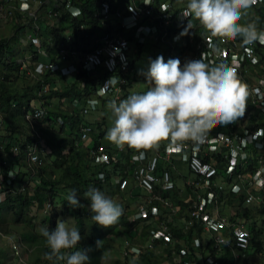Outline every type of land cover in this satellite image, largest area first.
<instances>
[{"label": "trees", "instance_id": "trees-1", "mask_svg": "<svg viewBox=\"0 0 264 264\" xmlns=\"http://www.w3.org/2000/svg\"><path fill=\"white\" fill-rule=\"evenodd\" d=\"M123 1L127 2L130 0ZM73 7L78 9L79 14L77 16H71L69 10L64 9L60 14L59 22L61 25H59V27L53 29L46 28L43 32H38L41 37V49L43 53H32L29 46L28 49L27 47L25 48V54L32 55L30 61H34L39 56L44 57L45 60L50 62H55L57 60L56 56H58L56 54L59 53L61 49H66L71 52L74 51L77 55H84L88 52L89 47L93 44L88 32V27L90 30H92L91 27H96V20L93 17V12L95 10L94 4L91 0H73L71 8ZM184 7H186V4H179L178 9L181 10ZM255 7H257L255 16L249 18L244 12L243 19L246 23H255L257 29L261 30L264 29V2ZM192 18L194 19L193 26L188 30L191 33L197 27L199 28L197 19L195 17H191V19ZM7 23H12L14 35L9 38L0 37V112L2 113V116H0V134L5 136L2 137L3 139H10V144H5L4 150L0 152V162H2L0 166L1 183H3V185L7 184L8 170L17 167L18 171H16L14 179L11 180V184L8 185V190L11 192L1 197L0 232L8 233L5 219L6 215H14L17 223L24 222V216L32 206H36L44 212L49 211V214L45 217L52 216V219H54L58 212L56 211V204L61 201L65 210L70 215H73L77 222L81 238L76 248L87 250L89 257L87 264H104L103 256L106 245L102 241V237L104 236L103 229L109 228L113 231L116 228V224L108 227H101L93 223L90 219L89 201L84 194L88 188L92 186L101 190L110 198L115 197L117 194L120 195L118 186H116L114 182L119 184L118 181L123 178H127L128 181L132 183L133 180L131 178L132 175L126 173V169L123 166L124 163L116 159V153H121L124 158L130 160L133 154L144 149L134 151L126 147L124 150L119 151L116 147H110L107 143H101L103 141V134L105 133L101 125L98 123L88 124L81 110L73 105V100L77 99L83 101L86 95H92L97 88V85H95L92 80L87 79L85 74L80 73L72 77L63 76L59 71H47L46 73L37 74L34 69L29 66L31 70L29 74L33 77L27 79L29 74H27L26 71L20 70V64L16 62L14 54V46L16 43H19V35L22 30L25 31L24 29L27 27L19 23L18 15H15L11 22L8 21ZM65 31L71 33V41L67 39L64 33ZM196 31L198 33L201 32L200 29H196ZM123 36L131 39V34L128 31L123 32ZM196 37L197 40L201 39L199 36ZM50 40H53V47L50 45ZM238 40H241L239 36ZM132 45L134 47L133 49L137 50V55L132 53V64L129 67L130 82L133 81L136 76H139L135 70L134 62L144 53L148 54V56L151 55L152 59H155L157 56H162L164 60L167 61L169 52L172 50L181 63L185 58L186 60H192L190 58V51L186 48L178 47L177 45L158 44L153 41V39L147 42L132 43ZM146 45L149 46V50L143 52ZM151 47L155 49V55L152 54L151 51L154 49L151 50ZM255 54L258 58V62L256 64H252L248 61L242 63L237 67V77L240 74L245 75L246 69H253L250 74L255 76L258 74V78L264 76V47L255 48ZM34 56L35 59H33ZM103 76V71L100 70L97 72V77ZM90 84L92 86H90ZM130 84L128 85L129 87ZM254 105L255 103L253 104L251 102L246 106L242 116L226 125H213L210 131L230 134L241 130L243 127H260L264 133V121L260 117L257 118V121H254V117H257L256 105ZM36 107L46 109L47 115L41 121H32L28 123L25 119L26 113ZM246 118L248 119L246 120ZM58 119L62 120V124L58 122ZM240 120L242 121L241 123ZM259 122L263 124L260 125ZM239 123L241 125L245 123V125L241 127ZM86 125L91 126L92 129L88 134L89 143L84 145V142L87 141L81 140V128ZM37 135H39V138L42 140L41 144L38 146L40 152L37 151L41 159L40 165L28 163L26 157V146L28 144L33 145L37 142L39 139ZM163 143H165V140H162V145ZM12 145H18L19 150L17 154L10 152ZM100 147L102 148L101 151L107 153L110 158V164L108 166L94 163L91 151L96 152ZM156 148L155 145L145 150L147 158L151 156L150 154H152ZM161 148L162 147H159L158 151H161ZM5 154L9 156L4 157ZM98 155L99 152L95 154V156ZM7 157L8 159L6 160ZM203 159L204 162L209 163L210 161L208 157ZM3 161H7L9 165L7 167L2 166ZM224 162L222 157H218V175L223 181L226 180V177L223 175ZM162 169L163 166L158 167L159 171ZM58 172L59 176L54 175ZM233 182L236 183L235 180ZM1 187L3 188V186ZM131 188L132 187L129 186L128 190ZM69 189L76 190L79 207L73 208L66 203V195ZM4 190L6 192L8 191L6 187ZM156 190L157 191H153L154 195L160 193L158 192V187H156ZM125 197V194L121 193L119 198H124L125 200ZM242 201L243 197L241 196L239 197L237 206H240ZM229 202L230 200L227 201V203ZM130 203L137 206L140 201L135 203L131 200ZM130 203L125 204L127 208ZM176 203L180 204L178 201H176ZM227 205L232 204L229 203ZM132 209H129L130 214ZM259 210L260 212H264V207H261ZM133 223L134 222L130 219H126L124 213H122L120 224L127 228L126 232H129ZM51 225L53 226V222ZM152 229V231L155 230V228ZM124 230L125 229H123V231ZM252 230L253 229H251V233L254 238L260 229ZM123 231L121 230V232ZM197 232L200 231L198 230ZM174 234L177 237H184L183 233L179 230H175ZM199 236L200 239L204 237L200 234ZM24 239L30 246L35 245L36 249L43 256L44 252L48 250L43 236L30 232ZM98 241L99 244H97ZM259 245L260 244H255V246L258 247L251 252L253 260H255L258 255L264 253V247H260ZM249 249L250 247L248 251ZM199 250L201 251L202 249L200 248ZM225 250L227 251L226 248ZM153 254L154 251H150L148 255H143L145 261L150 264H156L155 260L152 261L149 259L150 257L156 256ZM167 256H169V254ZM158 257L160 256H156L155 259H158ZM171 259L173 258H168V260ZM218 259L222 261V259ZM166 260L167 259H164L163 261ZM194 262L195 264H203V261L199 262L197 259H195ZM224 262L228 264V261Z\"/></svg>", "mask_w": 264, "mask_h": 264}, {"label": "built area", "instance_id": "built-area-1", "mask_svg": "<svg viewBox=\"0 0 264 264\" xmlns=\"http://www.w3.org/2000/svg\"><path fill=\"white\" fill-rule=\"evenodd\" d=\"M72 0H0V19L4 22H11L15 15L19 16V20L33 27L28 37V45L32 53H43L41 49V37L38 32H43L41 27L45 24L51 25V29L59 27L60 14L64 9L69 10L71 16H77L79 14L76 7L71 8ZM94 4L95 10L93 17L96 20V27H88V32L92 39V45L84 55H77L76 52H71L66 49H61L57 53V60L50 62L43 58H40L32 63L29 59H24L18 62L23 71L27 74L31 72L28 66H33L34 71L37 74L46 73L47 71L55 72L59 71L63 76H69L71 74L78 75L83 73L87 79L97 85L95 92L92 95H86L81 100H73L74 107L81 110L82 115L85 117L88 114L97 111L98 105L103 98L111 97L113 101L118 102L124 94L125 88L129 84V67L131 66L132 49L134 48L132 43L147 42L148 37H151L153 41L158 44H170L177 45L181 48H186L190 51V58L196 59L201 57L209 62H224L228 66H231L237 70L242 63L248 61L256 64L258 58L255 54V42L249 45L242 43V40L236 38H228L221 33H206L204 28L199 25L201 32L198 33L196 29L191 33L189 30L193 26V16H184V8L178 9V5L173 0H133V1H119V0H91ZM129 2V3H128ZM51 4L55 10L44 11L43 15L47 14V20L41 18V9H44L45 4ZM45 10V9H44ZM51 22V23H50ZM128 31L131 34V39L123 36V32ZM69 41L72 40L71 33L69 31L64 32ZM199 36L201 39L197 40ZM75 40V39H74ZM50 45L53 47V40H50ZM241 52V53H240ZM71 55H77V64L67 65L62 64L63 60L68 61ZM32 57V55H29ZM169 58H176L174 51L170 50ZM186 61L183 60L181 64ZM103 71V77H97L98 71ZM114 77L116 83H107L110 78ZM264 80V76L259 78L258 81ZM255 83V84H256ZM264 86V82L261 83ZM90 86H92L90 84ZM253 94L258 95V98H254L256 107L264 109V97L262 92L258 91L253 86ZM95 102L94 104L92 102ZM47 115V110L44 108L36 107L33 110L26 113L25 119L28 123L41 121ZM58 122L62 124V120L58 119ZM1 126V121H0ZM92 129L91 126L86 125L81 128V140L87 141L89 139L88 134ZM264 135L261 129L256 131H250L248 128L243 127L241 130L235 131L230 134L222 132H208L206 138L199 143L193 142L190 138L185 139L183 146L177 149L174 146H169L167 140L163 143L161 151H157L147 158L143 152L139 156H135L136 159L131 158L129 161V167L126 173H130L133 177L138 173L142 174V183L146 187L147 191L152 195V199L156 200L153 196V184L150 181H158V184L167 182L171 179L169 174L165 171H158V164L166 161L171 164L172 155L178 154L180 157L186 158L187 167L190 166L192 170L199 175L197 180V189L194 192L195 197L199 198L200 191L207 193H220L224 190L221 184H217V180L221 177L218 175V157H222L224 162L223 175L230 178L229 171L235 167L240 168L238 165L243 163L244 166L252 165V160L256 158L264 168V155L259 157L250 152V148ZM0 134V152L4 150L5 144H10V139ZM39 138V135H37ZM41 138L38 139L33 145L28 144L26 146L27 162L31 164H41V159L37 151L40 152L38 147L41 144ZM19 150L18 145H12L10 152L17 154ZM102 148L96 152H100ZM94 152V153H96ZM163 152L165 154H163ZM143 158H140L141 156ZM191 155V156H190ZM9 156L5 154L4 157ZM98 159L105 164H110V158L107 153H101ZM208 157L209 163L201 161V159ZM8 157L6 158V160ZM2 162H0L1 166ZM7 167L8 162L3 161V165ZM132 168V171H131ZM243 168V167H241ZM1 170V169H0ZM11 173L7 184L3 185L0 181V192L10 193L8 185L11 184V180L14 179L17 167L8 170ZM159 173V176L157 177ZM123 179L118 182L121 184ZM232 179L229 182V186H236V183ZM3 186V188L1 187ZM264 186V177H258L255 179V186L249 192V198L246 200L247 204H253L254 200L262 201L264 198V191L260 192V189ZM7 188V192L4 190ZM166 188L164 186H161ZM202 196L201 198H203ZM1 202V197H0ZM197 206L194 207V209ZM257 208H261L260 205H256ZM207 211L208 208L206 209ZM194 214V213H190ZM207 225L204 226L203 232L206 231L205 237L195 241V246L203 241H207L212 237L213 231L219 228V242H229L228 238L222 232L225 225V220L222 215H212L210 218H206ZM196 221V220H195ZM264 222V221H261ZM158 234L153 233V237ZM235 246H237L240 239L249 238V234L243 230H236ZM169 241V238L167 239ZM249 245V244H248ZM246 245L243 249H247ZM150 247V246H149ZM138 249H135V251ZM140 250H138L139 252ZM234 257L239 258L238 255ZM208 264H221L218 261L207 259ZM229 263V262H228ZM230 264V263H229ZM233 264V263H232Z\"/></svg>", "mask_w": 264, "mask_h": 264}, {"label": "clouds", "instance_id": "clouds-1", "mask_svg": "<svg viewBox=\"0 0 264 264\" xmlns=\"http://www.w3.org/2000/svg\"><path fill=\"white\" fill-rule=\"evenodd\" d=\"M263 2L187 0L184 16L195 17L206 33H221L228 38L239 36L243 44L255 42L258 49L264 47V29L258 30L252 22L237 21L250 6ZM141 74L146 81L145 91L109 104L112 123L105 136L117 149H144L141 154L146 155L145 150L162 140L179 149L185 139L199 143L213 125H226L243 115L247 87L239 81L235 69L224 62L198 57L181 64L179 58L165 61L157 56L149 59L146 71ZM109 82L114 84L116 79L112 77ZM5 195L0 192V197ZM84 195L89 201L90 219L98 226L113 225L122 215V206L101 190L90 186ZM66 203L73 208L80 206L75 189L68 190ZM39 231L48 249L44 259L50 264H87V250L76 248L81 237L73 219L57 220L52 230L41 226Z\"/></svg>", "mask_w": 264, "mask_h": 264}, {"label": "rangeland", "instance_id": "rangeland-1", "mask_svg": "<svg viewBox=\"0 0 264 264\" xmlns=\"http://www.w3.org/2000/svg\"><path fill=\"white\" fill-rule=\"evenodd\" d=\"M175 3H184L187 4V0H174ZM257 7L250 6L249 9L245 10L244 12L248 15L249 18H253L255 16V10ZM244 15V14H243ZM243 15L241 16L240 20L237 21V23L240 24H247L245 20L243 19ZM42 16V15H40ZM46 17V16H45ZM47 19V17H46ZM9 21V20H8ZM7 21V22H8ZM4 22L3 19H0V37H6L9 38L10 36L14 35V29L12 26V23ZM198 24L200 25L199 21L197 20ZM19 23L22 26H25L27 28H33L31 25H28L24 22H21L19 20ZM51 23V22H50ZM44 29L50 27L47 24L44 23L43 25ZM24 31L22 30L21 34L19 35V38L21 37L24 39ZM14 46V49H18L19 44L21 43L19 41ZM147 40H151V37H148ZM154 49L151 47V50ZM149 50V46L146 45L143 49V52H147ZM153 55H155V49L151 51ZM152 59V56H148V54H143L141 57L134 62L135 70L137 71L139 76H136V78L133 81H129L130 87L127 86L124 90V94L120 98V100L125 99L127 96L133 94V93H139L146 90V81L144 76L141 74L143 71H146L149 59ZM133 59V56L131 55V60ZM23 71V69L21 68ZM246 74H240L238 76V79L241 83L246 85L247 87V96L245 98V108L247 105H249L251 102L254 104V94H253V85L256 83L258 79V74L251 75L250 72L253 69H246ZM29 77H33L29 74L27 79H31ZM128 84V85H129ZM119 100V101H120ZM119 101L117 103H119ZM104 107L98 114H95L94 116H98L95 121L92 123H98L101 125V128L106 133V130L111 126L112 123V116H111V109L109 108V104L113 102L112 98L109 97L104 100ZM255 106V105H254ZM244 108V110H245ZM256 108V107H255ZM256 112V111H255ZM258 112V111H257ZM253 113V111H252ZM0 116H2V113L0 112ZM257 117H260L259 114H257ZM257 117H254V121H257ZM248 118H246L247 120ZM245 120V121H246ZM242 121L240 120V123ZM239 123V124H240ZM248 123V122H246ZM244 124H240L241 127H243ZM45 127V126H44ZM105 133L103 134V143H107L108 145L111 143L106 139ZM105 136V137H104ZM89 140H87V143ZM113 144V143H111ZM162 141L159 142L158 145H156V149L153 151L152 154L157 152L159 150V147H162ZM120 150H124L125 148H119ZM142 151V150H141ZM141 151L135 153L133 156H139L141 155ZM97 153V152H96ZM94 152L91 151L92 158L94 159L95 164L108 166L109 164H105L104 162H101L97 156H95ZM104 153L102 151L99 152V154ZM150 154V155H152ZM163 154H165L163 152ZM116 159L124 163V167L127 171V168L129 167V161L126 158H124L121 153H116L115 155ZM131 157V158H132ZM142 155L140 158H143ZM173 160L171 162L173 169H170V167H167L168 165H171L169 162L163 161L158 164V167L163 166L162 170H158L159 173L161 171L167 172L171 179L174 176V179L176 180L175 188L177 187V190H173L172 192L175 194H183L186 192L184 189L185 187H189L193 181H195L196 177L192 174L187 173V161L186 158L180 157L178 154H174L171 157ZM9 165V164H8ZM178 169V170H177ZM183 172V174H178L179 172ZM159 173L157 177L159 176ZM59 176V172L54 174ZM129 175V174H128ZM139 191V190H137ZM220 194L225 195L227 197L226 202L230 200L229 203L231 204H238L234 203L238 197H232L230 195L229 191L222 190ZM121 195V192H120ZM119 194H117L112 199L116 202H118L123 209L124 216L126 219L130 217L129 209H132V211L136 208L135 204L130 203L131 200H124V198H119ZM199 198L202 196H205L206 194L203 191H200ZM127 198V197H126ZM126 201V202H125ZM133 202L138 203V199L134 198ZM126 203H130L129 207H126ZM171 204H176V201H173ZM181 209V207L179 206ZM179 210V209H178ZM208 210H210V207H208ZM255 212H248L247 209H244L243 204L240 206H237L236 210H226V208L223 209L221 215L222 218L225 220V225L222 229V232L225 234V237L228 238V241H230L232 244H235V231L236 230H243L246 231L251 238H253V234L251 233L255 229H260L258 233H256L254 239L256 240V243L249 244L250 247L249 251L252 252L257 249L258 246H255V244H260L259 246L264 247V222H261L264 217L260 215L259 209H254ZM259 210V211H258ZM56 211L57 216H55L54 219H52V216L45 217L49 214V211L44 212L42 209H38L36 206H32L24 216V222L17 223L16 217L14 215H6V225L8 233H2L0 232V264H50L49 261H46L44 259V256L36 249L35 245L30 246L28 243H26L24 237L28 236L30 232H33V234H37L39 236H42L40 234L39 229L41 226H47L49 230H52L55 227V224L57 220H68L69 218L74 220V223L77 226L76 219L73 215H70L66 210L64 205H62L61 201L60 203L56 204ZM4 213V212H2ZM65 213V214H64ZM184 214L180 216L175 217V219H178L182 221L183 218H185ZM156 219L158 221H156ZM121 216L117 220L116 228L112 231V229L104 228L103 233L104 236L102 237L103 243L106 245V250L104 252L103 256V263L104 264H132L133 258L134 264H150L149 262L145 261L143 255H148L150 251H154L153 255L160 256L158 259H155V257H150L152 261L155 260L156 264H171L167 262L161 263L164 259H168L171 256L167 255H160L158 252V249H155V245L152 244V228L160 229L161 227H164V224L166 222L163 219L160 218H154L147 221H137L133 223V226L130 228L129 232H126V229L124 226L120 224ZM53 222V226L51 225ZM78 227V226H77ZM124 227V228H123ZM255 228V229H254ZM123 229H125L123 231ZM168 229V228H167ZM121 230L123 232H121ZM148 232V233H147ZM139 234V237H138ZM168 242V241H166ZM147 244H151L147 246ZM171 242H168L166 245H171ZM32 245V244H31ZM135 249L138 250L135 251ZM243 261L246 262V264H264V253L262 255H258L256 259L253 261H250L245 255L242 256ZM152 263V262H151Z\"/></svg>", "mask_w": 264, "mask_h": 264}, {"label": "bare ground", "instance_id": "bare-ground-1", "mask_svg": "<svg viewBox=\"0 0 264 264\" xmlns=\"http://www.w3.org/2000/svg\"><path fill=\"white\" fill-rule=\"evenodd\" d=\"M119 1L121 2L123 0ZM44 9L40 10V15H42L41 18L47 20V14L43 15L44 11L50 10L51 13H54L55 10L52 8L51 4L47 3L45 4ZM132 53L137 55V50L132 49ZM262 82H264V80L258 81L254 84V87L258 93L262 92V96L264 97V86L261 84ZM254 98H258V95L254 94ZM256 111H258L257 114H260V118L264 121V109L256 107ZM259 124L262 125L263 123L259 122ZM258 129L261 128H248L250 131H256ZM118 150L121 151L119 148ZM250 152L259 157L264 155V135L250 148ZM203 160L204 159H201V161ZM238 166L240 168L237 169V167H235L233 170L229 171V174L231 175L230 178H227L225 181L220 178L217 180V184H221L224 190L230 192L232 197H238L234 203H238L239 197L242 196L243 201L241 204H243L244 209H247L248 212H255L254 209L257 208L256 205L264 207V198L262 201L257 199L254 200L253 204H247L246 200L249 198V192L253 186H255V179L258 177H264V168L256 158L252 160V165L246 167L243 163H240ZM168 167L173 169L172 165H168ZM186 169L188 174L196 175L199 179V175L195 173L190 166ZM178 174H183V172L181 171ZM141 176L142 174L140 173L134 177L132 176L133 183L128 181L127 178H123L121 184H117V182H114V184L118 186L121 193L125 194L127 197H125V200H133L134 198H137L138 201H140L130 214L129 219L132 222L147 221L157 217L166 222L164 227L152 231V233L158 235L152 237L151 240L152 244L156 246L155 249H158L160 255L169 254V256L173 258L171 260L167 259L165 262H171V264H195L194 260L197 259L199 262L203 261V264H208L207 259L209 258L214 261L216 260L221 264H225L224 261H228L230 264H246V262L243 261V255H245L250 261L253 260L251 257L252 253L248 251L249 247L247 249H243V247L256 242L254 238L249 237L240 239L237 246L230 241L228 243L226 241L219 242V228L216 231H213L212 237L209 240L203 241L195 246V241L200 237L199 234L204 237L206 235V231L203 232V228L207 225V217L210 218L212 215H221L224 208H226V210H236L238 204L227 205L229 204L226 202L227 197L220 193L218 194L217 192L207 193L203 198L195 197L194 192L197 189V180L193 181L189 187L184 188L186 190L185 193L180 195L175 194L172 192L173 190H177V187L175 188L176 180L174 179V176L169 181L160 184H158V181L149 182L150 184H153V190L157 191L156 187H158V192H160L158 195L153 196L156 199L153 200L152 195H150V192L147 191L142 183V177H145L146 175ZM232 179L236 181V186H229V182ZM129 186L132 188L128 190ZM263 191L264 186L260 189V192ZM172 200L178 201L180 204H171L173 202ZM195 206L197 207L194 209ZM208 207H210L209 211L206 210ZM190 213L194 214L192 215ZM184 214L187 215H185V218H183L182 221L175 219L176 216L180 218V216ZM260 215L264 217V212H260ZM156 221L158 220L156 219ZM262 221H264V219H262ZM175 230L181 231L184 237L175 236ZM198 230L200 232H197ZM168 238V242L172 243L171 245H166L168 243L166 242ZM148 245L151 246V244H147V246ZM200 248L202 249L201 251L199 250ZM235 255H238L239 258L234 257ZM218 258L222 259V261Z\"/></svg>", "mask_w": 264, "mask_h": 264}, {"label": "crops", "instance_id": "crops-1", "mask_svg": "<svg viewBox=\"0 0 264 264\" xmlns=\"http://www.w3.org/2000/svg\"><path fill=\"white\" fill-rule=\"evenodd\" d=\"M48 28H50L51 29V25H50V27H48ZM41 29H42V31L44 30V27L42 26L41 27ZM25 31H24V33H25V35H24V39H22L21 37L19 38V41L21 42L20 43V45L18 46V49H16V50H14V54H15V60H16V62L18 63L19 61H21V60H24V59H31V57L29 56V54H25V48L27 47V49H28V42H29V40H28V37H29V35H30V33H31V29L30 28H25L24 29ZM57 55V54H56ZM57 57V56H56ZM76 57H77V55H71L70 57H69V60L68 61H66V60H63L61 63L62 64H67V65H72V64H74V65H76L77 64V59H76ZM40 58H43V59H45L44 57H37L36 59H35V56H34V58L33 59H35L34 61H36V60H38V59H40ZM57 59V58H56ZM34 61H32V63L34 62ZM32 69H33V66H30ZM29 66L27 67V68H30ZM73 76V74H71V75H69V77H72ZM107 99V98H106ZM105 100V98H103L102 100H101V102H100V105H98V108H97V111L96 112H94V113H92L91 115H88V116H86L85 117V121L88 123V124H91L93 121H95L96 120V118H98V116H94L95 114H98L99 112H101V110L103 109V107H104V103L105 102H103ZM89 143V142H88ZM87 142H84V145H87L88 144ZM110 145V147H116L114 144H109ZM260 209V208H259ZM163 262H165V261H163ZM162 262V263H163Z\"/></svg>", "mask_w": 264, "mask_h": 264}]
</instances>
